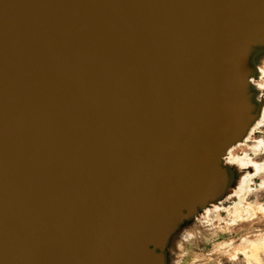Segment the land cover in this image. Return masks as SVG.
<instances>
[{"label": "water", "instance_id": "95a60500", "mask_svg": "<svg viewBox=\"0 0 264 264\" xmlns=\"http://www.w3.org/2000/svg\"><path fill=\"white\" fill-rule=\"evenodd\" d=\"M259 21L264 0H0V264H167L256 116L230 88Z\"/></svg>", "mask_w": 264, "mask_h": 264}, {"label": "rangeland", "instance_id": "374dc122", "mask_svg": "<svg viewBox=\"0 0 264 264\" xmlns=\"http://www.w3.org/2000/svg\"><path fill=\"white\" fill-rule=\"evenodd\" d=\"M253 128L248 138L250 141L260 140L261 148L253 151L245 144L237 147L236 143L233 153L258 162L259 173L247 181L244 194L238 201L226 189L222 198L212 202L232 205L216 214L211 213L208 226H196V229L191 226L197 214L185 220L184 228L166 248L167 264H264V121ZM245 138L240 142L243 143ZM177 238L182 240V249L175 256L174 240Z\"/></svg>", "mask_w": 264, "mask_h": 264}, {"label": "bare ground", "instance_id": "6f19581e", "mask_svg": "<svg viewBox=\"0 0 264 264\" xmlns=\"http://www.w3.org/2000/svg\"><path fill=\"white\" fill-rule=\"evenodd\" d=\"M262 23L263 21L257 22L255 27L247 29L235 37L237 50L235 52L234 65L232 67L234 80L230 88L233 102L238 106L242 120L244 121L248 119V116L256 114L255 118H252V124L248 126V130L245 133V143L240 142L236 144L237 147L238 145L245 144L247 148L253 151L255 149L259 150L262 143L260 140L250 141L248 137L253 133V126L264 121V47H262L263 44L260 43L259 38L261 35L258 33V29L260 31L264 30V24L262 25ZM236 145H234V147L232 144L228 145L226 152L221 155V162L219 163V167H217L218 171L216 175L217 179L222 183L219 192L223 193V191L227 189V193L230 194L234 200L238 201L244 194L247 181L259 173L260 164L250 159H244L242 157L243 154H234L233 149ZM219 202L208 204L204 207L193 219L191 226H194L195 229L196 226H208L211 220V213L216 214L218 211L232 205H221ZM183 228H181V230ZM182 237H184V234L181 235V239ZM174 242L175 256H177V253L182 249V240L177 238ZM228 244H230V242ZM226 245L227 244L223 245L221 248Z\"/></svg>", "mask_w": 264, "mask_h": 264}]
</instances>
